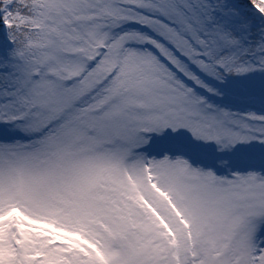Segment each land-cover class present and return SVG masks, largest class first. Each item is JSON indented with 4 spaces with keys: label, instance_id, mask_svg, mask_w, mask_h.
<instances>
[{
    "label": "snow or ice",
    "instance_id": "snow-or-ice-1",
    "mask_svg": "<svg viewBox=\"0 0 264 264\" xmlns=\"http://www.w3.org/2000/svg\"><path fill=\"white\" fill-rule=\"evenodd\" d=\"M0 264H264V0H0Z\"/></svg>",
    "mask_w": 264,
    "mask_h": 264
}]
</instances>
